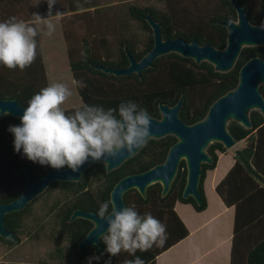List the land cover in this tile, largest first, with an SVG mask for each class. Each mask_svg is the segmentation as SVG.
I'll return each instance as SVG.
<instances>
[{"label":"trees","instance_id":"16d2710c","mask_svg":"<svg viewBox=\"0 0 264 264\" xmlns=\"http://www.w3.org/2000/svg\"><path fill=\"white\" fill-rule=\"evenodd\" d=\"M235 1L244 6L252 23L264 22V0ZM126 5L125 14L110 17L111 21L120 22L116 27L110 26L112 23H109V17L105 18L99 13L103 8L99 0H67L65 8H57L56 3L51 9L50 17L55 16L57 12L62 13L59 21L71 76L82 80L86 85L77 88L82 105H99L107 109L117 107L121 101L133 100L140 107L147 109L149 114L155 115L158 113V102L171 103L177 100L180 94H184V103L187 105L185 108L190 112L187 110L181 115L191 122L202 117L218 96L236 85L239 68L248 58H264V46L246 47L242 49L235 67L230 72L219 73L207 62L197 64L191 58L169 53L157 58L154 66L146 68L140 75L131 73L116 77L104 73L91 64L125 67L128 65L127 51L139 59L151 48L152 36H149V43L145 45L141 37L133 35L131 29V37H124V33L119 32L120 28L127 31L133 25L141 32H151L145 20L147 14L161 23L164 38H197L202 44H211L218 48L224 47L226 43V28L218 21L236 17L230 0H157L155 5ZM33 13L47 18V0H0V22L10 17L28 22L32 20ZM107 31L112 32L113 40L106 37ZM37 43L36 60L24 71L18 68L9 70L0 66V99L16 98L22 106L27 107L28 100L49 85L38 37ZM179 85L182 89L177 91ZM260 90L264 95V86H260ZM75 108L64 110L67 114H72ZM251 119L253 129H244L235 123L229 125L234 139L245 140V145L234 155L233 164L214 187L223 204L234 207L229 264H264V117L253 111ZM19 123V118L11 115L0 116L1 203L12 201L22 192L26 182L22 167L29 170L34 180L51 169L49 166L29 161L23 156L22 150L20 153L14 150V137L8 128ZM174 141L172 136L150 140L147 148L143 149L146 158L141 155L134 156L109 172L104 164L94 163L86 168L80 180L76 182H52L23 209L5 214V227L12 232L13 239L0 237V244L14 247L21 243L22 236L36 240L40 232L47 230V238L56 243L49 257L52 260L66 261L69 264H124L125 260L134 259L135 257L127 252L110 256L104 251L106 246L101 239L99 246H84L80 251L77 247L78 241L85 236L92 223L83 218H75L69 222V216L76 208L97 213L99 205L110 200V190L118 179L161 161ZM154 143L157 146L152 148L151 144ZM217 151L224 152L225 148L220 143L212 144L209 153L213 161L211 164L202 165L199 181L200 204L192 197H182L186 178L183 162L165 196H161L159 184L147 188L146 198L136 189L125 192L126 207L134 206L140 215L151 213L166 226L168 238L162 247L153 246L147 251L136 252L135 255L141 257L145 264H155L157 255L189 233L174 210L176 201L190 204L197 212L206 208L207 199L203 183L206 172L216 166ZM223 169L224 167H218L208 179L211 185ZM169 197L171 199L167 202ZM39 199H42V213L33 209L34 203ZM111 208L110 205V211ZM63 241L66 242L65 246L60 245Z\"/></svg>","mask_w":264,"mask_h":264},{"label":"water","instance_id":"95a60500","mask_svg":"<svg viewBox=\"0 0 264 264\" xmlns=\"http://www.w3.org/2000/svg\"><path fill=\"white\" fill-rule=\"evenodd\" d=\"M230 1L234 6L236 17H227L218 21L226 28V43L222 48L202 44L197 38L190 41L181 37L163 38L161 23L147 14L145 20L153 33V45L139 60L127 51L128 65L126 67L115 68L97 63L91 65L95 69L116 77L131 73L140 75L143 70L152 67L154 61L160 56L176 53L184 58L193 59L197 64L207 62L216 72H230L235 67L243 48L264 46V24L252 23L243 5L235 0ZM260 86H264V58L251 56L240 66L236 85L218 96L209 105L205 115L194 123L186 124L178 114L183 96L172 106L160 102L158 104L160 118L149 115L151 136L148 140L172 135L176 141L169 147L162 163L143 172L126 175L113 185L109 199L114 206L117 209L126 207L124 194L130 189H136L143 198H146L147 187L154 183L161 185V196H165L176 176L181 160L185 162L186 167L182 197H192L200 204L201 168L203 164H211L213 161L209 147L214 143H220L226 150L234 148L237 141L231 135L229 125L235 123L244 129H253L251 113L256 111L264 117V95ZM24 108L16 98L0 99V116L6 111L11 116L20 118ZM141 148L133 152L124 151L114 158L102 159L99 162L89 160L75 173L67 167L60 170L50 169L36 180H33L26 167H22L26 175L22 192L12 201L0 202V237L13 239L12 232L5 227V214L23 209L37 195L43 193L52 182H76L86 168L94 163L104 164L106 171H111L137 154ZM75 218H83L92 223V227L78 241V249L81 250L89 245L99 246L100 236L107 230L106 221L100 219L95 212L79 208L72 211L68 221Z\"/></svg>","mask_w":264,"mask_h":264},{"label":"clouds","instance_id":"9594fccd","mask_svg":"<svg viewBox=\"0 0 264 264\" xmlns=\"http://www.w3.org/2000/svg\"><path fill=\"white\" fill-rule=\"evenodd\" d=\"M47 4V18L33 13L28 22L16 17L0 22V66L24 71L35 62L37 37H52L56 31V23L49 18L56 0H47ZM61 16L60 12L55 14L57 22ZM71 85L86 87L75 78ZM71 96L69 85L61 82L50 83L35 93L23 109L20 123L8 128L14 137V150H22L33 163L56 170L67 167L75 173L89 160L99 162L146 145L151 136V118L147 109L135 101H121L117 107L107 109L84 104L67 114L63 105ZM3 115L10 113L5 111ZM96 215L107 223L106 232L100 236L104 251L110 256L127 252L135 257L124 264H145L136 252L162 247L168 238L160 220L151 213L140 215L134 206L117 209L109 200L99 205Z\"/></svg>","mask_w":264,"mask_h":264},{"label":"crops","instance_id":"0c3cea01","mask_svg":"<svg viewBox=\"0 0 264 264\" xmlns=\"http://www.w3.org/2000/svg\"><path fill=\"white\" fill-rule=\"evenodd\" d=\"M51 19L55 20L56 17L53 16ZM57 23H59L58 26L61 29L60 21ZM61 36L65 46L62 30ZM38 38L41 52L42 45L47 46L48 49L49 37L44 36V39H41L38 36ZM42 57L45 66L48 58L45 61L44 52H42ZM45 70L47 75L46 66ZM232 151L217 152L218 159L215 168L206 172L203 187L207 206L203 211L197 212L187 203L177 202L175 204L174 210L186 225L189 233L185 238L157 255L155 264H229L234 207L225 206L216 194L214 187L233 164L234 155ZM228 153L232 154V158L228 156ZM218 167H224V169L219 173L213 185H211L208 179L211 178ZM49 259L52 260L51 258ZM43 262L50 264V261L46 260H41L38 264Z\"/></svg>","mask_w":264,"mask_h":264},{"label":"rangeland","instance_id":"374dc122","mask_svg":"<svg viewBox=\"0 0 264 264\" xmlns=\"http://www.w3.org/2000/svg\"><path fill=\"white\" fill-rule=\"evenodd\" d=\"M157 0H99L102 5V9L99 12L103 17H109L110 26L114 25L115 27L120 24L118 20H110L111 16L115 15H123L127 11L126 3L130 5H148V4H156ZM57 8L62 7L65 8L67 5V0H56ZM41 6V2H40ZM50 19L52 17H49ZM54 23H56V31L52 37L48 39V49L47 46L42 45V52L45 55V66L47 69L48 81L50 83L61 82L69 85L72 96L65 102L63 105L64 109L67 108H75L82 104L80 95L77 91V88L71 85L72 76L69 70L68 62L65 54V46L61 36V29L58 26L57 20L52 19ZM103 22V21H102ZM104 23H106L104 21ZM103 24V23H102ZM104 25V24H103ZM109 26V28H110ZM106 27V26H105ZM120 28V27H119ZM129 30L125 31L122 28L119 29V32L124 33V37H131L129 31L131 29L133 35H136L138 38L143 36V33L136 28L135 25L130 26ZM106 37L109 40H113L112 32L109 33L107 31ZM44 36L41 34V39H44ZM47 45V44H46ZM137 46V45H136ZM50 59V60H49ZM245 145V140L237 141L235 146L243 147ZM228 156L232 158V154L228 153ZM42 204V199L38 200L34 203L33 209L38 213H42L40 210V206ZM43 208V207H42ZM45 223V222H44ZM33 226V224H32ZM43 232V233H42ZM39 234L38 239H29L25 236H22L21 243L17 244L16 247H8L5 244H0V264H38L41 260L50 261V264H69L66 261H58V260H50L51 252L54 249L56 243L47 238L48 231L43 230ZM63 244V243H61ZM83 264H88L84 262Z\"/></svg>","mask_w":264,"mask_h":264},{"label":"flooded vegetation","instance_id":"af4514ba","mask_svg":"<svg viewBox=\"0 0 264 264\" xmlns=\"http://www.w3.org/2000/svg\"><path fill=\"white\" fill-rule=\"evenodd\" d=\"M263 24H264V22L261 23L260 25H263ZM161 26H162V25H161ZM161 28H162V27H161ZM142 33H143V36H144V37H142V40L144 41L145 45H147V44L149 43V42H148V41H149V39H148L149 36H152V38H153L152 30H151V32L146 31V32H142ZM162 37H163V36H162ZM163 38H164V37H163ZM171 38H173V37H171ZM183 39H184V38H183ZM184 40H186V39H184ZM191 40H192V39H191ZM186 41H190V40H186ZM152 45H153V43H152ZM151 47H152V46H151ZM140 58H141V57H140ZM140 58H139V59H140ZM135 59H137V58H135ZM139 59H137V60H139ZM101 65H103V64H101ZM107 66H109V65H107ZM153 66H154V64H153ZM153 66H152V67H153ZM112 67H113V66H112ZM125 67H126V66H125ZM115 68H118V67H115ZM120 68H123V67H120ZM143 71H144V70H143ZM143 71H142V72H143ZM142 72H141V73H142ZM111 75H112V74H111ZM180 89H182V86H180V85H179V87L177 86V91L180 90ZM181 96H183V100H182V104H181V106H180V109H179V111H178V114H179L180 118H181L186 124H192V123H194L195 121L201 119V118L205 115V114H204L202 117H200V118H198V119H196V120H193V121H191V122L186 121V120L182 117V115H181L182 113H185V112H187V110H188V109L186 110V108H185V106L187 107V105H185V103H184V100H185L184 94H180L179 97L177 98V100H175V101H173V102H171V103L166 102V101H163V102L160 101V102L165 103V104H167V105H169V106H172V105H174V104L177 103V101L179 100V98H180ZM160 102H158V104H159ZM158 104H157V112H158V113L155 114V115H153V114H149V113H148L150 116L155 117V118H160V112H159V109H158ZM81 105H82V104H81ZM81 105H80V106H81ZM188 107H189V106H188ZM191 107H192V105H191ZM191 110H192V109H191ZM188 111L190 112V110H188ZM205 113H206V112H205ZM168 136H172V135H168ZM172 137H174V136H172ZM162 138H164V137H162ZM174 138H175V137H174ZM159 139H160V138H159ZM150 140H154V139H149V140H147L146 145L143 146V147L139 150V152H138L137 154H135L134 156L141 155V157H145V158H146V154L143 152V149H144L145 147L147 148V145L149 144ZM175 141H176V138H175ZM175 141H174V142H175ZM174 142H173V143H174ZM173 143H172V144H173ZM172 144H171V145H172ZM151 145H152V148H154L155 146H157L155 143H154V144H151ZM171 145H170V146H171ZM168 149H169V148H168ZM239 149H240V148H239L238 146H235L234 148H232V149H230V150H233V151H232V152H233V155H235V154H237V153L239 152ZM167 151H168V150H167ZM225 151H226V149H225ZM225 151H224V152H225ZM236 151H237V152H236ZM217 152H219V151H217ZM166 154H167V153H166ZM134 156H133V157H134ZM133 157H131V158H133ZM165 157H166V155H165ZM165 157H164L161 161H159V162H157V163H154L153 165H151L150 167H148V168H146V169H144V170H142V171H134V172L128 173V174H126V175H129V174H135V173H139V172H143V171H145V170H147V169L153 167V166L156 165V164L162 163V162L165 160ZM131 158H130V159H131ZM126 161H127V160H126ZM136 161H137V160H136ZM124 162H125V161H124ZM124 162H123V163H124ZM182 162L185 164V162H184L183 160H181V161L179 162L177 172H178L179 167H180V164H181ZM123 163H122V164H123ZM122 164H121V165H122ZM121 165H120V166H121ZM120 166H119V167H120ZM51 169H52V168H51ZM116 169H117V168H116ZM185 169H186V167H185ZM113 170H114V169H113ZM201 171H202V168H201ZM108 172H109V171H108ZM82 175H83V173H82ZM126 175H124V176H126ZM176 175H177V173H176ZM124 176H122V177H124ZM81 177H82V176H81ZM122 177H121V178H122ZM175 177H176V176H175ZM174 179H175V178H174ZM185 179H186V178H185ZM33 180H34V179H33ZM79 180H80V179H79ZM118 180H119V179H118ZM118 180H117V181H118ZM117 181H116V182H117ZM173 181H174V180H173ZM173 181H172V183H173ZM116 182H115V183H116ZM115 183H114V184H115ZM172 183H171V186H172ZM154 184H159V183H154ZM184 184H185V183H184ZM152 185H153V184H152ZM159 185H160V184H159ZM171 186H170V188H171ZM148 187H149V186H148ZM148 187H147V188H148ZM183 187H184V186H183ZM160 188H161V185H160ZM169 190H170V189H169ZM146 191H147V190H146ZM168 192H169V191H168ZM168 192H167V193H168ZM160 194H161V191H160ZM146 197H147V196H146ZM170 199H171V198L169 197V198L167 199V202H169ZM177 202H179V201H176L175 204H176ZM175 204H174V206H175ZM184 204H186V203H184ZM125 206H126V205H125ZM76 209H78V208H76ZM79 209H80V208H79ZM74 210H75V209H74ZM82 210H83V209H82ZM85 211H89V210H85ZM92 212H94V211H92ZM95 213H96V212H95ZM70 215H71V214H70ZM69 217H70V216H69ZM69 222H70V221H69ZM62 243H63V244L60 243L61 246H65V245H66V242H65V241H63ZM77 247H78V246H77ZM82 249H83V248H82ZM82 249H81V250H82ZM81 250H80V251H81Z\"/></svg>","mask_w":264,"mask_h":264}]
</instances>
